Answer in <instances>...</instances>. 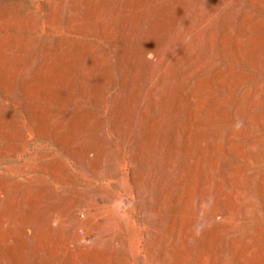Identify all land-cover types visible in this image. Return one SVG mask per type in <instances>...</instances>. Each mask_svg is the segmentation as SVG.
<instances>
[{"label": "rangeland", "instance_id": "1", "mask_svg": "<svg viewBox=\"0 0 264 264\" xmlns=\"http://www.w3.org/2000/svg\"><path fill=\"white\" fill-rule=\"evenodd\" d=\"M43 263L264 264V0H0V264Z\"/></svg>", "mask_w": 264, "mask_h": 264}, {"label": "bare ground", "instance_id": "2", "mask_svg": "<svg viewBox=\"0 0 264 264\" xmlns=\"http://www.w3.org/2000/svg\"><path fill=\"white\" fill-rule=\"evenodd\" d=\"M216 1H217V0H216ZM138 3H139V1H138ZM217 3H218V2H217ZM161 4H162V3H161ZM218 5H219V3H218ZM218 5H217V6H218ZM217 6H216V7H217ZM219 6H220V5H219ZM144 9H145V6H144ZM147 11H148V10H147ZM147 11H146V12H147ZM159 11H160V10H159ZM215 12H217V10H216ZM215 12H214V13H215ZM219 12H220V10H219ZM219 12H218V13H219ZM153 13H154V10H153ZM218 13H217V14H218ZM148 14H149V13H148ZM151 15H152V14H151ZM144 18H145V17H144ZM148 18H149V17H148ZM127 19H128V18H127ZM132 19H133V18H132ZM134 19H135V18H134ZM146 20H147V19H146ZM214 20H215V19H214ZM129 21H130V20H129ZM142 21H143V20H142ZM127 23H128V22H127ZM130 25H132V24H130ZM153 25H154V24H153ZM123 26H124V25H123ZM146 27H147V26H146ZM147 30H148V29H147ZM142 32H143V31H142ZM151 32H152V31H151ZM191 32H192V31H191ZM192 33H193V32H192ZM128 34H129V33H128ZM190 34H191V33H190ZM191 36H192V35H191ZM134 38H135V36H134ZM144 38H145V37H144ZM227 39H228V38H227ZM141 40H142V39H141ZM141 45H142V44H141ZM141 45H140V46H141ZM153 47H154V45H153ZM135 48H136V47H135ZM140 48H141V47H140ZM146 49H147V48H146ZM172 52H173V51H172ZM172 52H171V53H172ZM173 53H174V52H173ZM125 55H126V54H125ZM128 56H129V55H128ZM133 56H134V55H133ZM126 58H127V57H126ZM124 59H125V58H124ZM172 59H174V58H172ZM171 61H172V60H171ZM69 62H70V61H69ZM71 62H72V61H71ZM135 62H136V61H135ZM161 63H162V62H161ZM166 68H167V67H166ZM153 69H154V68H153ZM157 71H158V69H157ZM134 72H135V71H134ZM138 72H139V71H138ZM130 73H131V72H130ZM149 75H151V74H149ZM170 75H171V74H170ZM170 75H169V76H170ZM130 78H131V77H130ZM155 78H156V77H155ZM126 79H127V78H126ZM168 80H169V79H168ZM197 80H198V79H197ZM172 81H173V80H172ZM170 83H171V80H170ZM193 83H194V82H193ZM195 83H196V82H195ZM188 86H189V85H188ZM142 87H143V86H142ZM172 87H173V86H172ZM191 87H192V86H191ZM130 89H131V88H130ZM132 89H134V88H132ZM193 89H194V88H193ZM152 91H153V90H152ZM132 92H133V91H132ZM126 93H127V92H126ZM133 93H134V92H133ZM144 93H145V92H144ZM149 93H150V92H149ZM130 94H131V91H130ZM145 95H146V94H145ZM155 97H156V96H155ZM129 99H130V98H129ZM193 99H195V97H194ZM131 100H132V99H131ZM150 100H151V99H150ZM134 101H135V100H134ZM193 102H194V101H193ZM181 103H182V102H181ZM126 104H127V101H126ZM148 104H149V103H148ZM164 104H165V103H164ZM179 104H180V103H179ZM195 104H196V103H194L193 106H195ZM128 105H129V104H128ZM171 105H172V104H171ZM169 106H170V105H169ZM126 107H127V106H126ZM192 109H193V108H192ZM145 111H146V109H145ZM193 113H194V112H193ZM162 119H163V118H162ZM162 119H161V120H162ZM153 121H155V120H153ZM157 121H158V120H157ZM157 121H156V122H157ZM158 122H159V121H158ZM154 123H155V122H154ZM155 126H156V124H155ZM153 128H154V127H153ZM16 215H17V214H16ZM77 216H78V215H77ZM17 217H19V216H17ZM12 218H13V216H12ZM14 218H16V217H14ZM14 218H13V219H14ZM19 219H20V218H19ZM76 219H78V217H77ZM18 221H19V220H18ZM27 223H28V222H27ZM30 223H31V222H30ZM11 225H12V224H11ZM13 226H14V223H13ZM26 233H27V232H26ZM6 240H7V239H6ZM16 240H17V239H16ZM9 241H10V240H9ZM19 241H20V240H19ZM14 242H16V241H14ZM10 243H11V242H10ZM17 247H18V246H17ZM9 248H10V247H9ZM13 248H14V247H13ZM49 253H50V252H49ZM49 253H48V254H49ZM43 254H44V253H43ZM46 254H47V253H46ZM4 255H5V254H4ZM11 255H12V254H11ZM44 256H45V255H44ZM47 256H48V255H47ZM3 257H4V256H3ZM3 257H2V258H3ZM42 257H43V255H42ZM61 257H62V256H61ZM61 257H60V258H61ZM60 258H59V259H60ZM62 258H63V257H62ZM46 259H48V258H46ZM63 259H64V258H63ZM4 260H5V259H4ZM55 260H57V259H55ZM64 261H65V260H64ZM41 262H42V261H41ZM43 262H45V261H43ZM62 263H63V262H62ZM43 264H44V263H43Z\"/></svg>", "mask_w": 264, "mask_h": 264}]
</instances>
